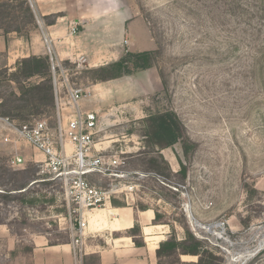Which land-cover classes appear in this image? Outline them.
<instances>
[{"label":"rangeland","instance_id":"374dc122","mask_svg":"<svg viewBox=\"0 0 264 264\" xmlns=\"http://www.w3.org/2000/svg\"><path fill=\"white\" fill-rule=\"evenodd\" d=\"M0 2L18 5L16 0ZM109 3L126 9V16L131 12L125 48L157 54L150 75L114 83L126 84L122 99L133 96L128 103L136 108L128 115L125 106L112 107L123 114L110 120L98 137L108 133L116 140L111 153L121 165L111 174L90 175V182L105 191L114 189L111 198L121 204L159 210L175 226L179 239L184 229L176 220L184 216L191 231L223 258L222 264H264V0ZM21 18L19 9L8 19L0 16L1 32L15 30ZM45 21L50 23L53 17ZM30 30L33 36L42 31L40 24L38 30ZM15 66L0 65V105L13 94L20 97L18 85L2 74L13 72ZM65 66L72 73L70 82L82 87L92 83L93 71L98 69L75 72L71 65ZM141 82L151 85L154 97L143 94ZM114 96L120 98L115 89ZM149 106L175 111L187 128L193 146L187 157L179 151L189 169L185 183L167 172L168 178L140 175L149 169L145 162L149 157L136 156L143 152L142 120ZM7 118L0 115V193L32 183L25 197L19 194L24 190L11 192L10 200L0 197V264H33L36 239L44 237L49 245L72 242L69 207L60 183L40 174L41 162L33 161L35 152L42 154L10 124L19 127L45 120L56 128L58 112L55 105L53 111L25 119ZM133 147L140 149L135 153ZM127 151L131 152L122 153ZM17 156L24 163L14 167Z\"/></svg>","mask_w":264,"mask_h":264},{"label":"crops","instance_id":"0c3cea01","mask_svg":"<svg viewBox=\"0 0 264 264\" xmlns=\"http://www.w3.org/2000/svg\"><path fill=\"white\" fill-rule=\"evenodd\" d=\"M99 1L101 2L30 0L42 31L34 35L29 43L14 35L9 36L6 42L0 32V65L12 67L20 59L51 53L57 64L68 62L72 66L74 61L84 57L87 67L99 68L118 61L127 52H134L125 48L129 45L125 36L129 32L131 12L126 16L124 13L126 9L117 7L115 3L110 4V0ZM48 17H53V21L47 23L45 18ZM150 71L144 72L141 76L150 75ZM141 76L90 83L84 87L89 94L79 102L80 109L84 113L102 115L115 105H122L121 107L128 109L127 114L131 115L130 111L136 107L128 102L133 96L130 99H122L126 84L115 86L114 83L117 81L127 83L129 79L138 77L140 80ZM141 83L143 94L153 91L150 84ZM114 89L120 98L114 96ZM70 113L71 109L63 111L65 120ZM113 139L108 133L105 137L102 135L95 137L92 156L102 157L105 161L115 157L114 153H111L113 152L111 145L116 141ZM72 149L73 147L68 144L67 150L71 152ZM131 149H135L136 153L140 148ZM34 155L33 161H45L44 156L36 152ZM161 155L169 163L174 174L180 171L178 158L172 148L162 150ZM112 199L118 201L116 198ZM155 218L153 208L140 210L133 204L113 205L111 201L105 208L90 212L89 228L78 257H75L71 243L50 246L46 238L40 237L34 241L33 264H83L84 258L92 255L99 258L100 264H157V250L160 243L171 236V227L155 224ZM136 224H139L141 229V236L137 239L144 242L143 247H138L129 234ZM196 258L181 256L183 262H196Z\"/></svg>","mask_w":264,"mask_h":264},{"label":"trees","instance_id":"16d2710c","mask_svg":"<svg viewBox=\"0 0 264 264\" xmlns=\"http://www.w3.org/2000/svg\"><path fill=\"white\" fill-rule=\"evenodd\" d=\"M16 1L18 3L17 6H11L7 2H0V16L3 19H8V17L18 9L22 14L21 21H19L18 27L15 30H5V33L0 30V32L5 37L6 42H8L9 35L12 33H16L17 37L22 38L26 42H31L33 33H31L30 29L33 28L38 30L39 28L36 14L29 0ZM0 29L2 28L0 27ZM156 54L157 51L155 50L127 52L118 61L94 70L92 83H103L128 76H141L144 72L152 70ZM65 64L67 65L69 63L66 62ZM14 69L15 70L10 73L8 70H5L2 74L9 75L11 80L18 85L20 97H16V95L13 94L10 100L7 101L10 102L9 104H7V102L2 103L0 105V115L8 117L7 119L9 120L10 118L25 119L30 115H38L43 112L55 110L56 97L52 76V65L49 56H31L29 58H24L16 63ZM34 78L40 80L38 82H31ZM154 96V91H152L149 93L148 99ZM155 101L159 104L157 98H155ZM149 107H147L145 111L146 118L142 120V124L146 128L144 135H142L144 140L143 152H139L136 155L149 157V159L145 158V162L149 166V169L144 174L148 175V177L159 175L164 178L173 175L180 177L182 182L185 183L189 169L187 165L182 162L179 151L181 148L184 156L187 157L191 146H193L188 136L187 128L175 111L165 109L164 106L158 110L157 108L155 109V106ZM167 148H172L177 153L180 171L176 174L172 172L169 163L161 155V151ZM136 156L133 155L132 157ZM166 172L169 176L165 174ZM31 176L35 177L36 174H31L30 177ZM11 180L13 184L16 181V179L13 178H11ZM31 183H22L18 186L21 187L19 189H3V192L0 193V197L10 200L13 198L11 192L23 190L24 191L19 194L25 197L30 189ZM14 185H16V183ZM13 188H15V186ZM178 193H180L179 189ZM111 201L113 205H124L115 199ZM138 207L140 210L149 208L141 204L138 205ZM155 213L156 218L154 223L169 225L172 230L169 239L160 243L156 254L157 264H222L223 258L217 255L206 240L198 238L191 231L184 216L180 220H176L184 229V237L179 239L175 226L166 221L164 215L159 210H155ZM129 234L133 237L134 243L138 247L144 246V242L137 239L138 236H141L139 224H136ZM50 245L54 246L59 244ZM184 255L197 257L198 260L197 262H183L181 256ZM83 264H100V260L96 255H92L85 257Z\"/></svg>","mask_w":264,"mask_h":264},{"label":"built area","instance_id":"2783aa9c","mask_svg":"<svg viewBox=\"0 0 264 264\" xmlns=\"http://www.w3.org/2000/svg\"><path fill=\"white\" fill-rule=\"evenodd\" d=\"M50 60L58 112L56 128H51L45 120L19 127L10 125L21 139L45 157V161L39 166L40 174L48 176L50 181L60 183L69 207L71 243L74 255L78 257L82 252L83 240L89 228L90 212L105 208L115 192L114 189L105 191L93 185L89 177L93 174L108 172L111 174L121 165L120 160L115 157L105 161L102 157L92 156L95 137L108 128L110 120L117 118L123 112H120L119 108H112L102 115L82 112L79 102L89 94L88 90L70 82L72 77L70 68L65 64H57L51 53ZM72 67L75 72L87 67L86 58H78L73 62ZM66 109H71L67 120L63 116V111ZM68 144L73 147L71 152L67 150ZM23 163L24 158L21 156L12 160L14 167H19ZM112 175L125 176V174ZM140 175L148 177L144 173ZM173 189L178 191V188Z\"/></svg>","mask_w":264,"mask_h":264}]
</instances>
